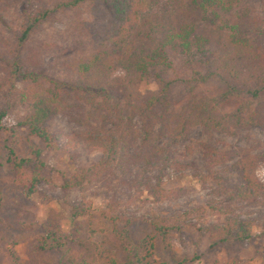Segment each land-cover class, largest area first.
<instances>
[{"label": "trees", "instance_id": "1", "mask_svg": "<svg viewBox=\"0 0 264 264\" xmlns=\"http://www.w3.org/2000/svg\"><path fill=\"white\" fill-rule=\"evenodd\" d=\"M43 2L53 4V9L35 14L14 52L0 60V91L6 89L5 95L13 99L18 96L25 107L15 127L27 128L46 148L57 147L49 124L61 115L82 128L69 140L72 148L82 144L88 151L102 152L97 164L65 180L62 190L93 180L100 181L114 197L140 186L150 190L138 178L167 166L169 149L161 145L164 139L179 143L196 126L207 133L227 135L252 127L264 130V0H40ZM92 4L103 8L105 22L81 28V36L88 38L68 35L70 46L47 45L61 57L60 70L49 75L28 40L55 11L77 12ZM24 48L26 53H22ZM151 79L157 89L141 94L137 86ZM16 82L22 85L18 95L13 92ZM229 102L233 108L225 110ZM10 111L9 105L0 107L1 131L11 130L6 126ZM4 150L1 155L15 173V184L31 198L46 180L39 153L34 159H18L14 143ZM234 158L231 170L239 182L225 185L227 179H214L218 195L228 201L220 209L222 215L233 213L236 203L264 204V182L257 176L264 156L246 150L212 151L210 155L218 164ZM85 214L83 205L72 207V218ZM166 222L160 218L152 221L164 239L175 230ZM52 226V232L38 239L41 250L65 253L62 232L56 224ZM261 229L264 237V223ZM252 232L251 221L237 218H226L203 230L210 249L246 244ZM79 245L85 249L89 243L84 240ZM123 247L122 260L103 254L105 264H143L144 253L153 250L147 240ZM12 264H18L15 255ZM69 264L77 263L70 258Z\"/></svg>", "mask_w": 264, "mask_h": 264}, {"label": "rangeland", "instance_id": "2", "mask_svg": "<svg viewBox=\"0 0 264 264\" xmlns=\"http://www.w3.org/2000/svg\"><path fill=\"white\" fill-rule=\"evenodd\" d=\"M249 4L253 6L254 3ZM43 9L52 10L53 4L40 3V0H0V60L4 54L14 52L30 19ZM105 16L103 8L96 4L77 12L58 14L55 11L28 40L39 53L41 67L49 75L57 73L61 57L55 48L47 45L70 46L72 42L68 35L78 40L79 37L88 38L86 34L81 36V28L103 23ZM26 52L27 48L22 49V53ZM65 55L70 53L65 52ZM58 75L64 77L63 72ZM21 89L22 85L16 82L13 92L18 95ZM156 89L157 84L152 79L137 86L141 94ZM5 91H0V107H11L6 120V126L11 130H0V264H12L14 255L18 264H69L70 258L77 264H105L104 255H114L122 260L123 246H137L142 240L153 245L152 251L144 253L143 264H181L184 261L189 264H264V237L261 235L264 204L236 203L233 213L222 215L220 209L228 201L218 195L214 179H227L225 185L238 183L237 173L231 170L237 158L220 164L210 160L212 151L234 153L246 150L250 155L264 156V130L252 127L227 135L207 133L196 126L179 143L164 139L161 145L168 147L170 162L162 169L147 171L138 178L142 185L147 183L150 190L140 186L137 190L132 188L130 194L114 197L100 181L93 180L64 191L65 180L97 164L103 158L102 152L88 151L82 144L72 148L69 140L82 128L61 115L49 124L50 132L57 138V147L46 148L27 128L15 127L24 115L25 107L18 96L13 99L6 96ZM233 105L229 102L224 108L229 110ZM134 124L139 129L138 120ZM9 143H14L18 159H34L39 153V161L44 165L41 174L46 180L31 198L25 197L17 187L11 165L2 158ZM220 158L218 156L217 160ZM137 175L138 171L134 172L133 178ZM257 176L264 182V165L258 169ZM75 205H83L86 214L72 218ZM155 218L174 225L175 230L168 238L160 237L154 230L152 221ZM226 218L251 221L252 239L243 245L228 243L210 249L203 230L224 223ZM52 223L62 232L65 253L47 248L41 250L38 239L54 230ZM84 240L89 243L85 249L79 245Z\"/></svg>", "mask_w": 264, "mask_h": 264}]
</instances>
